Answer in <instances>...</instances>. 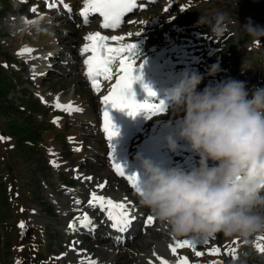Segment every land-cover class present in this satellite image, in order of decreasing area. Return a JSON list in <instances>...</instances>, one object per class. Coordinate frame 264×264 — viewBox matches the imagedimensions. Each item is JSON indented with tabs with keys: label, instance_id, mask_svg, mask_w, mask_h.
Instances as JSON below:
<instances>
[{
	"label": "rangeland",
	"instance_id": "374dc122",
	"mask_svg": "<svg viewBox=\"0 0 264 264\" xmlns=\"http://www.w3.org/2000/svg\"><path fill=\"white\" fill-rule=\"evenodd\" d=\"M50 1L23 0L19 7L14 8L11 0H0V135L5 137L0 140V264H17V261L20 264H82L88 262L89 257L82 252L80 254V251H86L90 244L89 249L96 254L102 249L108 251V254L98 258L104 264H149L154 258L149 249L165 253L174 262L181 256H187L189 264H211L212 261H219L220 264H264V253L256 247L257 243H264L259 240L264 235L261 233L249 237L247 243L239 238V242L234 244L233 240L237 237H226L222 233L209 237L208 244L199 240L197 250L204 252L201 257H196L187 247L179 248L176 256L168 252L173 236L158 221L153 227L159 234L151 230L127 244L113 241V248L99 238L102 233L108 234V237L111 232L105 226V218L99 222L102 228H95L101 232L96 240L93 241L92 230L84 240L73 238L76 232L68 231L72 230L69 224L81 214H72L76 209H82L93 188H97L102 180L111 184L103 195L116 201L127 198L134 207L138 204L126 183L109 169L105 144L95 122L98 123V97L89 88L78 63L80 54L77 53L83 44L85 31L92 27L95 29L97 25L94 26L91 21L86 27L72 21L78 6L72 9L71 14L59 7L48 8ZM33 7L37 12L31 11ZM217 12H223L227 18L216 35L209 24L199 23V20L201 14L213 16ZM44 15L52 25L49 29L31 34L35 38L29 32L14 36L9 30L8 23L20 17L39 21L38 17ZM249 20L253 26L264 27V0H160L127 20L118 32L123 36L133 33L135 38L127 37L124 42H135L140 51L164 47L168 43L178 46L177 49L175 47V55L180 56L182 70L193 69L205 77L199 85L200 90L232 78L244 81L251 94L255 89L264 87V36L254 39L247 33L243 27ZM137 32H141L139 36H135ZM24 42L28 47L35 48L37 45L47 59L52 55L49 65L43 68L44 75L33 71L28 55L18 53L19 45ZM171 60L174 62V59ZM213 64H219L221 71L210 76L208 72ZM165 69L159 67L160 72ZM30 72L35 73L32 76H39L38 79L33 81ZM183 76L180 71L178 78ZM164 77L166 79L157 78L165 86L175 80L168 81L169 77ZM212 82L214 85H211ZM41 95L45 100L40 98ZM57 96L60 102H72L95 117L79 120L78 113L56 108ZM167 112L154 118H168V123L176 129L183 114H177L170 108ZM56 117H60L59 124L53 123ZM74 139H79L80 143L75 144ZM180 143L183 147L190 146L182 140ZM77 147L79 151H76ZM184 152L180 151V154ZM191 153V150L186 151L184 156ZM52 160H56L58 168L53 166ZM197 160L199 157H194L193 165ZM85 176H91L92 180L86 181ZM76 199L81 201L79 205L74 203ZM92 209L87 207L85 210L90 212ZM146 211L150 213L148 208ZM95 216L100 214L93 212L91 219ZM21 221H24V229L19 227ZM133 226L137 228L140 225ZM150 240L152 245L148 242ZM118 244L123 249L128 248L126 257L123 254L115 257L113 251ZM209 247H220V254L209 255ZM230 247L236 249V258L228 252ZM98 259L93 258L100 264Z\"/></svg>",
	"mask_w": 264,
	"mask_h": 264
},
{
	"label": "clouds",
	"instance_id": "9594fccd",
	"mask_svg": "<svg viewBox=\"0 0 264 264\" xmlns=\"http://www.w3.org/2000/svg\"><path fill=\"white\" fill-rule=\"evenodd\" d=\"M17 8L23 0H11ZM226 15L201 14L217 35ZM12 35L23 36L39 23L26 25L23 18L9 22ZM254 39L264 27H243ZM221 71L213 64L208 75ZM204 76L185 74L167 90L166 106L183 114L176 132L167 137L171 150L186 141L198 162L189 169L165 167L142 158L138 199L171 236L206 240L222 233L248 241L264 234V87L249 92L244 81L225 79L216 86L199 85Z\"/></svg>",
	"mask_w": 264,
	"mask_h": 264
},
{
	"label": "snow or ice",
	"instance_id": "6c2138e0",
	"mask_svg": "<svg viewBox=\"0 0 264 264\" xmlns=\"http://www.w3.org/2000/svg\"><path fill=\"white\" fill-rule=\"evenodd\" d=\"M60 4L63 5V8L72 11L68 3H64V0H59ZM145 5L141 3L137 5V0H84L83 7L80 10V15L83 17V23H89V16L93 13H98L102 18L103 22L100 25L103 29H117L126 13L131 12L134 8L140 7L143 8ZM48 8H56L58 5L55 2L47 4ZM32 12H37L36 7L31 9ZM174 18V17H173ZM43 19V16L39 17ZM23 22L26 25H36L39 21L23 18ZM129 23H135V21H128ZM141 23H146L141 21ZM141 32L135 33V36H139ZM134 34L129 32L127 33L128 37H132ZM86 43L83 44L80 49V54L83 56L90 53L83 60V63L87 66L85 75L87 79L91 82V87L96 92L101 91V80L112 81L113 76L115 75V82L111 84L108 89V93L102 96V102L105 106L104 110V132L107 135L108 147L112 148V152H109V157L112 160L113 167L116 173L125 177L127 182L131 184L132 188L135 191H138V174H128L125 171V168L122 164L116 162L114 155L115 147L111 144V141L114 137L119 135V129L113 121L109 106L112 108H118L121 110H128V114L135 116L138 113L144 111L149 113V115H158L167 110L166 103L164 101L159 102H150L145 100L140 102L136 99V94L133 91V84L142 78L136 75V60H137V44L135 42L125 43V37L120 35H104L100 31H91L88 32L84 37ZM34 49L29 47H24L20 50L19 54L23 55L24 53H31ZM119 64L118 71L114 74L113 66ZM7 67V65H5ZM142 67V66H141ZM145 89L148 92L149 96H156V93L148 86L145 85ZM43 99V98H41ZM55 107L62 109L66 112H80L83 111L82 108L74 106L72 102L68 104H62L59 100V96L56 98ZM60 117H56L53 120V123L59 124ZM5 137L0 135V140H4ZM10 139V138H8ZM80 149L77 148L76 151ZM51 163L55 167H59L56 160H52ZM77 178H80L79 176ZM85 180H92L91 176H85ZM106 185V182L98 184L96 187L103 189ZM75 204L79 205L81 201L76 199ZM90 207L103 210L107 214V218L112 222L111 227L117 229L119 232L123 233L127 231L128 227L132 221L136 218L133 215L134 206L125 198L121 201H116L105 195L98 194L97 191L93 190L90 194V199L87 201ZM21 212L24 211L23 208L20 209ZM155 217L153 215H148L145 220V225H153L155 223ZM76 220L81 221V225L84 226L85 221L87 225L92 226V221L88 217L87 213L83 214V217H76L72 223L69 224V228L72 230L76 229ZM21 229H24V221H21L19 224ZM94 230V227H92ZM174 243L169 244L172 254L177 255V250L179 248H190L196 257H201L204 255V252L197 250L198 241L193 238L185 239H175L173 237ZM259 240L264 241V235L259 237ZM116 241L119 243L121 241V236H116ZM239 237L233 240V243H238ZM247 243L248 241H244ZM204 244H208V239L203 241ZM257 249L264 253V243H257ZM221 252L220 247H209V255H219ZM228 252L232 255L233 258H236V249L228 248ZM153 256H156V253H153ZM160 264H169V262L163 257H156ZM17 264H20V261H17ZM83 264V262H82ZM88 264H98L96 260L88 258ZM149 264H152V261H149ZM175 264H189V258L187 256L179 257ZM211 264H220L219 261H212Z\"/></svg>",
	"mask_w": 264,
	"mask_h": 264
},
{
	"label": "bare ground",
	"instance_id": "6f19581e",
	"mask_svg": "<svg viewBox=\"0 0 264 264\" xmlns=\"http://www.w3.org/2000/svg\"><path fill=\"white\" fill-rule=\"evenodd\" d=\"M67 1H69V0H66V2ZM51 2H55L57 5H60V3H58L57 2V0H51L50 1V3ZM69 3L70 4H75V2H70L69 1ZM80 8H82L83 7V3L81 2V4H80V6H79ZM41 17V16H40ZM38 19H39V17H38ZM35 20V19H34ZM39 30H37V28H35V27H32L31 28V30L30 31H28L29 32V35L30 36H32V38H35V36L34 35H31V34H34V32L35 31H39V32H41L42 30H46V29H49L50 27H51V25H52V23L50 22V20L47 18V16L46 15H44L43 16V19H39ZM99 25H100V23H97V26H98V28H99ZM95 26V25H94ZM91 31H97V30H95V29H93V27L92 28H89V29H87L86 31H85V34H84V37L87 35V33L88 32H91ZM108 36H112V35H119V32L117 31H115V32H111V33H108L107 34ZM120 36H123V35H120ZM126 36V37H125ZM124 37H125V39L128 37L127 35H125ZM37 38H38V36H37ZM130 38V37H129ZM133 38H135L134 36H133ZM24 41H27V39H23ZM28 42V41H27ZM26 42V43H27ZM130 42V41H129ZM83 43H86V41H85V39H83ZM29 44V43H28ZM173 44H169L168 43V45H166V46H164V47H151V48H149V50H146V51H140V49L139 50H137V60H136V63H138V62H142V61H145V60H147L148 62H149V65H148V68H147V70H146V84L156 93V96H149L148 95V92L145 90V92H144V94L142 95V98L139 100L140 102H143V101H145V100H148V101H150V102H159V101H163V99L165 98V97H167V90L169 89V88H171L172 86H174V85H172L171 87H169V85H171L173 82L174 83H176V82H178L179 80H180V78H178V74L180 73V71H182V73H183V75H185V74H187V75H191L192 73L191 72H194L193 71V69H189V70H192V71H187V72H185V71H183L182 70V67H183V64H182V62H180V60H179V57L180 56H177V55H175V53H177V51L175 50V47H176V49H177V47L178 46H172ZM178 45V44H177ZM24 47H28V45L26 46L25 45V42L24 43H21L20 45H19V47H18V53L20 52V50L22 49V48H24ZM29 48H32V49H34V51L33 52H31V53H25L26 55H28V63H30L31 65H29L31 68L33 67V71L34 72H38L40 75L43 73V71H44V67L46 66V65H49V63H48V60H50V58H48L47 59V56H46V54H41L40 53V51H39V49H38V47H37V45H36V47L34 48V47H29ZM180 48V47H179ZM178 48V49H179ZM180 53V52H179ZM49 56H50V54H49ZM51 57V56H50ZM192 58H195V57H192ZM171 59H174V62H172L173 60H171ZM169 60L171 61V63H169ZM47 61V62H46ZM195 61H197V59L195 60ZM194 61V62H195ZM160 66H163V67H166V69L163 71V72H160V70H159V67ZM31 74V79L33 80V81H35V80H37L38 79V77L39 76H32V75H34L35 73H33V72H30ZM195 73V72H194ZM45 74V73H44ZM44 74H42V75H44ZM41 75V76H42ZM165 75H167L168 77H169V80L168 81H170V80H172V78H175V80L172 82H169L166 86L163 84V81L161 80V79H158L157 77H162V78H165L164 76ZM35 79V80H34ZM166 79V78H165ZM41 93H38V95H40ZM42 96V95H41ZM40 97V96H39ZM40 98H43L44 100H45V97H40ZM46 99H47V97H46ZM68 101V100H67ZM64 102V101H63ZM66 103V102H65ZM79 107V106H78ZM100 107H101V103L99 102V113H98V126H99V123H100ZM167 110H168V107H167ZM167 110L165 111V112H163V113H161V114H164V113H166L167 112ZM88 112V111H87ZM86 111H80V112H74V113H78V114H76V115H78V117H77V119H79V120H84V119H86L87 117H92L93 116V114H91V113H87ZM168 113V112H167ZM159 115V114H158ZM154 116L155 115H149V113H147V112H144V111H142V112H140V113H138V116H137V118H136V124H139V129L137 130V131H135L134 133H135V135H136V137L134 138V139H132V140H130L126 145H124L123 146V153L125 154V156H126V158L129 156V155H132V154H134L135 153V151L139 148V145H140V140L143 138V137H145V136H149V137H152V138H155V139H157V140H159L160 142H161V144L163 145V147H164V150L169 154V156H170V158L172 159V158H174L172 161H170V163H169V165L170 166H172L173 165V167H181V168H184V169H189L188 167L189 166H191V165H193L195 162L193 161L194 160V157H198V155H196L195 153H191V154H189L190 156H184V154L186 153V151H189L190 152V150H191V148H190V146H185V147H183L182 146V144L180 143V139H179V137H177V140H178V144H179V147L176 149V150H171L170 148H169V146H168V142H167V137L169 136V135H171V134H173V133H175L176 132V129H174L173 128V126L174 125H170L169 123H168V118L166 119V118H164V119H155L156 118V116H155V118H154ZM163 116V115H162ZM94 117H95V115H94ZM93 117V118H94ZM180 117V116H179ZM74 119V118H73ZM96 119V120H97ZM139 119H141L140 121H139ZM170 119V118H169ZM179 119V118H178ZM173 121H175V120H173ZM99 133H100V131H99ZM79 137V136H78ZM101 137H102V135H101ZM76 138V137H75ZM78 141H76L75 139L73 140L74 141V143L75 144H77V143H80V140L79 139H77ZM104 144H105V155H106V158H107V162H108V165H109V167H111V164H112V160L110 159V157H109V152L111 153V149L110 148H108L107 147V144L104 142ZM186 145H188V144H186ZM80 147V146H79ZM78 148V147H77ZM76 148V149H77ZM187 148H188V150H187ZM80 149V148H79ZM183 149H186V150H183ZM180 151H185L184 152V154L182 155V154H180ZM181 157V158H180ZM197 162H198V160H197ZM196 162V163H197ZM58 168V167H57ZM111 171V170H110ZM86 181H88V180H86ZM104 182H106V185H105V189L103 188V189H99V188H93V190H95V191H97L98 192V194H100V195H103L102 193H104L105 192V190L108 188V187H111V184H110V182L109 181H104V180H102L101 182H99V184L100 183H104ZM126 186H128V184L126 185ZM130 191V190H129ZM105 194V193H104ZM109 194V193H108ZM109 197V196H108ZM90 199V196H89V198H88V200ZM112 199H113V197H112ZM123 199V198H122ZM88 200H86L85 201V203L82 205V208L83 207H90L89 205H88V203H87V201ZM119 200V199H118ZM75 206V205H74ZM81 207V206H80ZM74 208V207H73ZM85 208V209H86ZM82 210V209H80V210H82V216H83V213L86 211V210ZM80 210H78V211H75V213H77V212H79ZM88 210V209H87ZM136 212H138V210L136 211ZM75 213H73V214H75ZM73 214H72V216H73ZM142 214H143V216H144V218H143V221H142V227H144V221L146 220V218H147V216L148 215H152L151 213H149V212H147L146 211V207H144L143 208V211H142ZM78 215V214H77ZM80 215V214H79ZM82 218V217H81ZM91 219V218H90ZM156 220V219H155ZM106 221V222H105ZM157 221V220H156ZM80 220H76V229L75 230H69L68 229V231L69 232H76L77 234H78V232H77V230H78V228H79V226H80ZM68 223H70V220H69V222ZM72 223V222H71ZM85 223H86V221H85ZM84 223V224H85ZM104 223H105V226H108L109 227V229H110V220L107 218V217H105V219H104ZM101 224V223H100ZM103 224V223H102ZM133 224H139L140 225V223L139 222H132L131 224H130V226L128 227V229H127V231H125V232H128V234H126L125 235V237H126V240H125V243L127 244L129 241H131L132 239H134V240H137L138 239V237L143 233H146V232H148V231H151V230H154V232L156 233H158L159 234V232H158V230L157 229H155L154 227H153V225H147V226H145V229L143 230V229H141L139 232H137L136 234H132V232H129V228H135V226H133ZM102 226L103 225H99V227L100 228H102ZM161 226V225H160ZM81 227V226H80ZM107 227V228H108ZM98 227H96V229H97ZM159 229V228H158ZM160 229H162V228H160ZM131 230V229H130ZM106 233H107V231H106ZM124 233V232H123ZM152 233H153V231H152ZM157 234V235H158ZM108 235V234H107ZM107 235L105 234V233H102L101 234V236L99 237V238H101V239H103L104 238V240H105V238H107ZM155 235V234H154ZM156 236V235H155ZM136 238V239H135ZM185 238H190V236H183V237H178V238H176L175 237V239H185ZM192 238V237H191ZM170 240V239H169ZM151 241V240H150ZM148 241L151 245H152V242L153 241ZM170 244H172V243H174V240H173V238L170 240ZM86 243V245H88V243H87V241L85 242ZM122 243V242H121ZM130 243V242H129ZM132 243V242H131ZM142 243H143V241H142ZM149 243H145V244H149ZM113 244H114V242H113ZM125 244V245H126ZM91 245V244H90ZM90 245H88L86 248V251L85 250H83V251H80V254H81V252L83 253V255H85V256H88V257H91L92 258V260H93V258L95 259L96 258V260L99 258V257H101V256H104V255H106V254H108V251L106 250V249H102V250H100L99 251V253L98 254H96V252L95 251H93V250H90L89 249V246ZM82 247H85V246H82ZM149 246H146V248H148ZM132 248V247H131ZM145 248V249H146ZM81 249V248H80ZM135 249V248H134ZM157 249V248H156ZM150 250V252H149V254L150 255H152V264H160V261L156 258L157 256H159V257H163L164 259H166L168 262H169V264H175V262H174V260L173 259H171L169 256H166V255H164L165 253H163L162 254V252H160L159 250H155V249H149ZM168 252H170L171 250H170V248H168ZM135 251V250H134ZM145 251V250H144ZM98 252V251H97ZM156 253V256H153V253ZM180 252V250L178 249L177 250V254ZM113 253H115V257H117V256H119V255H124L125 257L128 255V253H129V250H128V248H124L123 249V247H121V246H119V244H118V246H116V248H114V251H113ZM146 254H148V253H146ZM113 255V254H112ZM108 257H109V255H108ZM166 257H168V258H166ZM71 259H73V257L71 258ZM168 259H170L171 261H169ZM98 261L99 262H101L100 264H104V263H102V260L101 259H98ZM111 262H113V261H111ZM85 263H88V262H83V264H85Z\"/></svg>",
	"mask_w": 264,
	"mask_h": 264
}]
</instances>
